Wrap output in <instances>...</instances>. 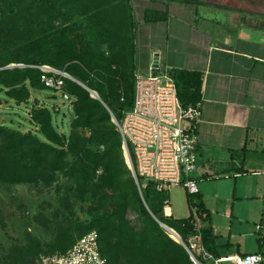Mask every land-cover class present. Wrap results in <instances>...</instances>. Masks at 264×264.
<instances>
[{
	"label": "trees",
	"instance_id": "1",
	"mask_svg": "<svg viewBox=\"0 0 264 264\" xmlns=\"http://www.w3.org/2000/svg\"><path fill=\"white\" fill-rule=\"evenodd\" d=\"M165 17L146 12L144 20L160 22ZM135 30L131 0H0V92L17 105L28 104L32 90H47L38 69L47 66L67 73L100 99L66 79L63 91L74 99L68 134L56 131L52 112L37 101L30 108L36 133L0 124V183L48 187L57 175H63L72 180L79 201H101L89 206L90 223L80 225L77 238L64 234L58 238L57 253L66 252L94 230L107 264H194L183 245L158 223L172 229L189 247L196 234L191 214L182 219L165 216L168 194L158 192L151 183H140L138 189L125 160L120 132L108 112L120 123L133 106ZM169 74L183 107L201 102V73L175 69ZM186 200L189 211L195 208L203 218L201 196L186 193ZM105 201L111 204L110 213L101 212ZM128 211L139 216L138 229L128 221ZM200 235L204 251L219 259L212 230L200 228ZM39 249L38 245L35 257ZM193 255L201 264H213L202 254Z\"/></svg>",
	"mask_w": 264,
	"mask_h": 264
},
{
	"label": "crops",
	"instance_id": "2",
	"mask_svg": "<svg viewBox=\"0 0 264 264\" xmlns=\"http://www.w3.org/2000/svg\"><path fill=\"white\" fill-rule=\"evenodd\" d=\"M131 4L137 66L144 54L146 73L180 69L202 74L203 117L193 175L205 208L200 227L212 230L221 264H237L248 254L264 256L255 233L264 218V21L241 20L230 9L232 16L222 20L206 13L197 16L198 8L228 9L216 2L131 0ZM146 12L166 17L145 22ZM210 21L217 30L204 27ZM221 23L234 28H221ZM164 214L182 219L190 211L188 207L185 216H175L167 205Z\"/></svg>",
	"mask_w": 264,
	"mask_h": 264
},
{
	"label": "built area",
	"instance_id": "3",
	"mask_svg": "<svg viewBox=\"0 0 264 264\" xmlns=\"http://www.w3.org/2000/svg\"><path fill=\"white\" fill-rule=\"evenodd\" d=\"M38 69L43 72L41 82L45 88L60 93L72 109L74 99L63 91L65 80L73 81L72 77L47 66ZM202 117L200 102L195 106H182L169 71L135 73L133 106L124 112L116 126L123 145H127L139 190L140 183H151L158 192L167 194L171 187H183L189 195L198 193L193 175L198 168V127ZM190 214L196 234L189 240L187 249L192 254H202L213 264H221L219 259L207 254L201 244L199 212L191 208ZM255 233L264 248V218L256 224ZM98 240L96 231L87 232L66 252L42 255L36 264H107L99 251ZM237 264H264V256L260 253L244 255Z\"/></svg>",
	"mask_w": 264,
	"mask_h": 264
},
{
	"label": "rangeland",
	"instance_id": "4",
	"mask_svg": "<svg viewBox=\"0 0 264 264\" xmlns=\"http://www.w3.org/2000/svg\"><path fill=\"white\" fill-rule=\"evenodd\" d=\"M202 1L216 2L222 5L220 0H198L199 3ZM236 6L238 5L229 2L228 9L198 8L197 16L206 13L208 16L210 15L209 18L213 16L222 20L226 16H232L227 10L237 12ZM243 7L250 9L249 6ZM263 10L264 8L259 12L263 13ZM237 14L241 20L264 21V18L253 14ZM214 25V22L210 21L204 27L212 28ZM220 27L234 28L232 25L223 23ZM214 29L217 30V26ZM219 33L224 32L220 30ZM142 60H144V54L139 55L137 72L145 74ZM33 101L50 109L57 132L63 134L70 132V123L73 119L72 110L67 106L60 93L51 90H32L30 101L28 104L22 105L15 104L4 92H0V124L21 132L36 133V127L31 121L30 115ZM38 136L43 140L40 135ZM127 165L135 181L133 170L129 164ZM168 198V205L174 210L175 216L187 214L186 190L183 187H171ZM91 204L98 206L101 201L96 200L92 203L79 201L74 194L72 180L63 175H57L56 181L48 187L43 185L6 186L0 183V264H35L40 256L57 253L54 250V245L61 235L77 238L81 230L80 225L90 223L91 217L88 214V209ZM111 210V204L105 201L101 212L110 213ZM127 219L137 229L140 227L141 220L134 211H128ZM38 245L39 256L35 257ZM21 256L25 257L22 260L24 263L20 261Z\"/></svg>",
	"mask_w": 264,
	"mask_h": 264
},
{
	"label": "water",
	"instance_id": "5",
	"mask_svg": "<svg viewBox=\"0 0 264 264\" xmlns=\"http://www.w3.org/2000/svg\"><path fill=\"white\" fill-rule=\"evenodd\" d=\"M153 62H154V63H153V68L157 69V55H155V58H154V61H153ZM10 67H15V65H12V66H10ZM10 67H8V68H10ZM19 67H22V66H19ZM73 81H75L78 85H80V86L83 87L86 91H88V92L90 93V95H91L92 98L97 99V100L100 101L98 95H97L95 92L91 91L90 89H88L86 86H84V85L81 84L80 82H78V81H76V80H74V79H73ZM107 110H108V108H107ZM108 112H109V114H110V116H111L112 122H113L115 125H117V120H116V118L114 117V115H113L109 110H108ZM123 150H124V153H125L124 155H125V158H126L127 164H129V166H131V168H132V165H131V159H130L129 151H128V148H127V145H126V144L123 145ZM154 219L158 222V220H157L156 218H154ZM158 223H159V225H160L161 227H163V228L169 233L170 237H171L174 241H176V242L180 243L181 245H183V247L185 248L187 254L189 255V257H190V259H191V261H192L194 264H201V263H199V262L197 261V259L194 257V255H193V254L187 249V247L183 244V242L181 241V239L179 238V236H178V235H177L172 229L167 228L165 225L161 224L160 222H158Z\"/></svg>",
	"mask_w": 264,
	"mask_h": 264
},
{
	"label": "flooded vegetation",
	"instance_id": "6",
	"mask_svg": "<svg viewBox=\"0 0 264 264\" xmlns=\"http://www.w3.org/2000/svg\"><path fill=\"white\" fill-rule=\"evenodd\" d=\"M230 3H235L237 7V13H243L246 15L253 14L257 17L264 18V10L263 13L259 11L264 8V0H220V3L223 6H227ZM243 6H249L250 9L244 8Z\"/></svg>",
	"mask_w": 264,
	"mask_h": 264
},
{
	"label": "bare ground",
	"instance_id": "7",
	"mask_svg": "<svg viewBox=\"0 0 264 264\" xmlns=\"http://www.w3.org/2000/svg\"><path fill=\"white\" fill-rule=\"evenodd\" d=\"M166 213L169 214V210H168V208H166Z\"/></svg>",
	"mask_w": 264,
	"mask_h": 264
}]
</instances>
